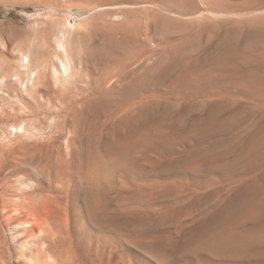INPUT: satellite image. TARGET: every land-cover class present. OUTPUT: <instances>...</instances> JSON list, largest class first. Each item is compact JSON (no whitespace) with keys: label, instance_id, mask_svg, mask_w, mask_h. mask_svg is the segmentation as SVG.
<instances>
[{"label":"rangeland","instance_id":"obj_1","mask_svg":"<svg viewBox=\"0 0 264 264\" xmlns=\"http://www.w3.org/2000/svg\"><path fill=\"white\" fill-rule=\"evenodd\" d=\"M226 51L247 63L237 74L264 75V0H0V141L10 131L13 143H28L33 178L58 186L64 258L264 264V213L209 227L251 178L264 176V166L252 170L239 157L264 97L237 111L248 103L234 99L223 116L241 123L209 128L198 144L202 128L193 122L215 102L189 108L203 100L182 88L188 77L177 78L205 71ZM23 56L33 64L21 66ZM228 146L236 150L225 157L208 151Z\"/></svg>","mask_w":264,"mask_h":264},{"label":"bare ground","instance_id":"obj_2","mask_svg":"<svg viewBox=\"0 0 264 264\" xmlns=\"http://www.w3.org/2000/svg\"><path fill=\"white\" fill-rule=\"evenodd\" d=\"M237 56H239L237 52H223L214 62L207 65L205 71L200 72L198 68L181 73V75L177 77L179 80H186V77H188L189 82H191L189 83L190 85L184 83L186 85L182 86V88L198 94L199 97L197 98L203 100L201 101L202 105L191 102L192 106L189 108L198 110L199 107L205 106L209 98L211 102H215L214 105H211L209 111L206 112L207 114L205 117L199 116V118L193 122L194 127L197 126V129L200 127L202 128V133L200 132V137L196 140L198 144H201L203 139L211 134L209 128H212L214 133L222 132L223 130L229 131L241 123L236 115L233 117L230 115L226 117L223 116L230 110V105L232 108L234 99H238L239 101L245 99L248 103V105L241 106V109L235 108L232 110L237 111L248 108L250 105L249 103L254 104L253 102L256 98L264 97L263 73L261 72V75L258 72L253 74H237V71L234 72L235 70H239L240 66L247 65V63H238ZM22 58L21 66L33 64L29 63L30 60H28L27 56H23ZM66 60L68 62L69 59ZM239 60L241 61V59ZM31 62H33V60ZM62 71L64 74L69 72L68 67L64 64H62ZM59 73L62 74L60 71ZM35 74H37V72H31L30 77H35ZM195 83H198V85L196 86ZM190 99H193L192 96ZM263 117L264 108L261 112L253 116L254 124L256 125H254L255 129L252 130L253 134L249 141V146L245 152L239 155L240 158L246 157L250 159V161H246L245 164L252 170L261 169L264 166V122H261ZM12 129L15 128L12 127ZM15 130V132H17V129ZM19 130L20 132L18 131V133L20 134L21 128H19ZM22 130L24 131V129ZM28 131L29 130H26L25 134L23 133L24 136H29L28 134L30 131ZM4 133L5 136H3L4 138L1 141H6V139H8L6 133L9 134L10 131ZM1 135L0 137L2 138ZM28 150L30 151L28 143L19 146L13 143L10 138L8 141L0 144V264H79L80 262L77 263V261L72 258V253L68 249H64L70 252L68 253L70 255L65 258L63 256L64 252L58 251V249H60L58 245L62 235L60 232L62 224L56 221L55 208L60 205L58 204L60 191L57 185L56 188H52V186L47 187L43 180H36L33 178L34 174L32 175V170L35 172L36 169L34 171L32 161L35 156L33 157V155L30 154L31 151L29 152ZM235 150L236 148L234 146H228L221 152L208 151H210L211 157L218 158L232 155ZM204 155L209 156L207 153L203 154V156ZM36 159V161H38V158ZM234 164L235 162H231L230 166L232 167ZM232 171L238 174L235 170L232 169ZM40 172L43 174L44 168H41ZM263 186L264 176L260 179L251 178L241 194H236L231 197L229 201H227L228 203L215 213L213 219L209 223V227L220 224V220L224 216L227 218L232 215L247 213L250 216L259 217L264 213V200H261L259 197L264 196V188L261 192ZM96 200L95 195L92 194L90 208L93 210L98 206ZM64 231L66 232V230ZM68 237L66 236L65 238L67 239ZM103 253L104 251H102V256ZM95 263L97 264V262ZM95 263L93 262L90 264Z\"/></svg>","mask_w":264,"mask_h":264}]
</instances>
